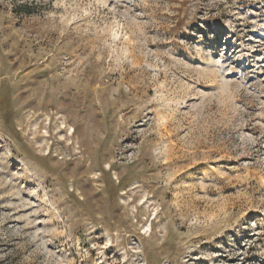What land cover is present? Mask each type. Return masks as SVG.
Wrapping results in <instances>:
<instances>
[{"label": "rangeland", "instance_id": "obj_1", "mask_svg": "<svg viewBox=\"0 0 264 264\" xmlns=\"http://www.w3.org/2000/svg\"><path fill=\"white\" fill-rule=\"evenodd\" d=\"M1 98L0 264H264V0H0Z\"/></svg>", "mask_w": 264, "mask_h": 264}, {"label": "trees", "instance_id": "obj_2", "mask_svg": "<svg viewBox=\"0 0 264 264\" xmlns=\"http://www.w3.org/2000/svg\"><path fill=\"white\" fill-rule=\"evenodd\" d=\"M1 103H0V106L3 108L4 106V101L2 100V98L0 99Z\"/></svg>", "mask_w": 264, "mask_h": 264}]
</instances>
